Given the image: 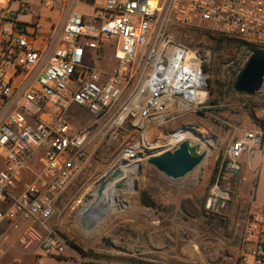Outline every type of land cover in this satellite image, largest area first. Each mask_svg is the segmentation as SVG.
Wrapping results in <instances>:
<instances>
[{"label": "built area", "instance_id": "2783aa9c", "mask_svg": "<svg viewBox=\"0 0 264 264\" xmlns=\"http://www.w3.org/2000/svg\"><path fill=\"white\" fill-rule=\"evenodd\" d=\"M34 1L0 0V244L16 234L23 251L36 246L47 256H63L67 246L51 221L93 158L87 150L93 126L104 121L119 128L134 120L136 128L154 134L144 144L153 151L148 159L175 151L181 141L167 140L159 152V134L204 106L208 76L204 59L176 42L172 26L209 23L264 50V0H102L91 13L81 11L82 0H40L60 15L38 44L39 24L18 19ZM108 47L119 64L111 75L98 67ZM72 106L94 114V125L73 128ZM263 146L258 127L233 139L219 177L239 174L241 157ZM35 158L42 168L27 181ZM7 264L24 260L17 256ZM236 264H264V211L250 212Z\"/></svg>", "mask_w": 264, "mask_h": 264}, {"label": "rangeland", "instance_id": "374dc122", "mask_svg": "<svg viewBox=\"0 0 264 264\" xmlns=\"http://www.w3.org/2000/svg\"><path fill=\"white\" fill-rule=\"evenodd\" d=\"M82 1L86 5L81 11L91 13L102 0ZM171 29L176 42L197 51L204 59L207 95L201 109L173 120L159 134V152L167 149V140L181 141L180 136L189 134L198 137V141L185 138L181 142L189 140L194 145L201 144L207 151L205 160L186 178L169 179L148 163V155L153 151L144 144L149 143L148 137L153 139V132L148 136L134 126V120H128L119 128L105 126L104 121L94 125L97 120L94 114L72 106L69 122L73 128L94 125V136L87 148L94 155L58 201L51 221V227L67 246L65 255H46L39 264H81L82 261L95 264L237 263L244 227L251 212L249 200L253 189L251 191V183L245 181L243 190L245 194L248 190V197L242 200L238 188L242 175L219 177V167L233 139L256 127L249 114L264 119V91L249 96L234 89L236 78L254 48L248 42L221 33L209 23L172 26ZM118 65L114 49L108 47L98 64L99 69L111 75ZM3 154L2 151L0 155ZM248 158L244 154L241 160ZM124 159L130 164L141 162L133 178V189L115 192L114 205L106 215L101 214L103 205L98 204L94 209L95 219L100 217L101 221L92 215L90 223L100 222L93 231H85L80 222L83 209L94 201L100 184L107 183L110 189V178ZM41 168L39 162L36 170ZM123 180L126 184L130 182L129 177ZM216 189L226 194L225 203L218 210L211 202ZM142 197L155 206L146 205ZM7 241L0 244V262L14 251H9L7 245L14 243L16 237L12 235Z\"/></svg>", "mask_w": 264, "mask_h": 264}, {"label": "water", "instance_id": "95a60500", "mask_svg": "<svg viewBox=\"0 0 264 264\" xmlns=\"http://www.w3.org/2000/svg\"><path fill=\"white\" fill-rule=\"evenodd\" d=\"M264 85V50L255 51L246 61L244 68L238 74L234 89L237 93L246 94L249 96L259 93ZM193 130L192 128H185ZM207 151L203 150L201 144H192L189 140H185L180 143L179 147L175 151H166L158 156H154L148 159V163L154 166L164 176L172 180H179L186 178L195 169H197L205 160ZM140 166V165H139ZM120 173L118 169L114 172L113 178H116ZM113 190V191H112ZM115 189H107V183L99 185L94 201L84 208L81 214V226L87 231L91 232L99 224L89 222V218H92L94 209L101 204L105 213L114 205L112 196ZM108 193V194H107ZM107 194V195H106ZM211 202L213 207H217V210L221 208L224 200L217 197H212Z\"/></svg>", "mask_w": 264, "mask_h": 264}, {"label": "crops", "instance_id": "0c3cea01", "mask_svg": "<svg viewBox=\"0 0 264 264\" xmlns=\"http://www.w3.org/2000/svg\"><path fill=\"white\" fill-rule=\"evenodd\" d=\"M60 11L59 9H50L45 6L40 0H36L33 2L31 11L27 14H20L18 15V19L21 22L26 24H39V39H37L36 44L40 42L41 39H45L49 37L51 33L52 25L59 20ZM36 20V21H35ZM256 128V127H255ZM252 130V129H251ZM248 159L240 160L241 171L239 174L242 175L241 181L238 184V188L240 193L242 194V200H244L245 196L248 197V190L246 189V194L243 190L244 182L247 181L251 187L252 199L250 198L249 207L251 211L262 213L264 211V146L259 151L254 153L253 155H247ZM39 159H33L30 163V167L27 171V181L31 180V175L34 171L38 168ZM5 166V155H0V170L3 169ZM88 166V165H87ZM86 166V167H87ZM85 167V168H86ZM84 168V169H85ZM250 174V178H249ZM256 176V177H255ZM255 177V183H254ZM250 179V180H249ZM239 181V180H238ZM248 185V184H247ZM248 185V186H249ZM253 193V195H252ZM244 195V196H243ZM17 235H14V238ZM9 242V241H5ZM9 251L14 250L11 252L10 256L6 255L5 259L0 262V264H7L10 259L20 256L24 260V264H39L41 260L46 256L40 249L34 246L31 250L23 251L20 249L16 241L11 244L8 243L7 245ZM7 249V250H8ZM11 261V260H10Z\"/></svg>", "mask_w": 264, "mask_h": 264}, {"label": "bare ground", "instance_id": "6f19581e", "mask_svg": "<svg viewBox=\"0 0 264 264\" xmlns=\"http://www.w3.org/2000/svg\"><path fill=\"white\" fill-rule=\"evenodd\" d=\"M193 132V131H192ZM194 133V132H193ZM195 135V134H194ZM185 138H191L193 141L194 140H197L198 141V137L196 136H192V135H183V136H180V140L182 141L183 139ZM201 141V140H200ZM140 161L138 162H133L132 164H130L126 159H124L122 161V163L120 164V166L118 167V172L120 173L116 178H113V175H112V178L111 179V183H112V186L110 187V189H115L114 191L117 193H120V192H123V191H126L128 189H133L134 187V181H133V178L135 177V175L137 174L138 172V167L140 165ZM128 166V170L125 171V167ZM126 177H129L130 178V182L128 184H126L123 180V178H126ZM116 179V180H115ZM108 189V188H107ZM113 191V190H112ZM114 192V193H115ZM214 193L218 196V197H222V198H225L226 194L220 192L218 189H216L214 191ZM103 209V208H102ZM105 213V209L102 210V213L103 214ZM107 213H105L106 215ZM93 218L95 219V212L93 214ZM97 217V216H96ZM96 219H100L99 218H96ZM95 219V220H96Z\"/></svg>", "mask_w": 264, "mask_h": 264}, {"label": "trees", "instance_id": "16d2710c", "mask_svg": "<svg viewBox=\"0 0 264 264\" xmlns=\"http://www.w3.org/2000/svg\"><path fill=\"white\" fill-rule=\"evenodd\" d=\"M255 51H257V50H254V52H255ZM249 116H250V118H251L253 124H254L256 127L262 129L263 132H264V119H258V118H256V116H255L253 113H250ZM142 201H143L146 205H148V206H152V207L155 206V204H154L152 201L148 200L146 197H142ZM81 264H95V263H93V262H84V261H82Z\"/></svg>", "mask_w": 264, "mask_h": 264}]
</instances>
